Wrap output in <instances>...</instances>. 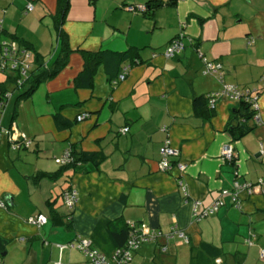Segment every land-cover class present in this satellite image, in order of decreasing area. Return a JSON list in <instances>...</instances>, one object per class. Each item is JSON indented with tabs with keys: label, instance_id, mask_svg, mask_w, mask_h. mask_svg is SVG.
I'll list each match as a JSON object with an SVG mask.
<instances>
[{
	"label": "crops",
	"instance_id": "0c3cea01",
	"mask_svg": "<svg viewBox=\"0 0 264 264\" xmlns=\"http://www.w3.org/2000/svg\"><path fill=\"white\" fill-rule=\"evenodd\" d=\"M255 2L69 0L62 40L52 17L57 0H0V42L16 40L29 50V72L34 55L48 67L66 58L54 77L25 98L18 96L27 88L29 72L21 84L7 81L16 73L0 72V264H92L69 243L86 237L106 254L111 241L104 222L119 220L162 234L176 225L187 237L161 235L143 243L132 264H194L198 258L204 264L199 254L204 243L221 251L212 264H264V194L240 191L237 203L230 194L221 196L233 191L234 181L264 177L258 147L264 136V84L259 83L264 73L255 78L264 67V32L248 27ZM29 3L32 9L26 11ZM179 35L182 51L166 58V45ZM246 37H255L249 46ZM128 50L136 55L118 57ZM84 51H105L92 85L76 82ZM200 55L222 66V82L217 74L203 73ZM126 66L125 78L113 86ZM222 83L258 92L260 122L238 139L229 132L238 102L220 96L214 108L208 100L204 107L194 106L195 97L220 91ZM83 112L89 117L76 121ZM13 123L27 146L12 147L15 140L2 131ZM166 136L187 165L184 173L175 165L158 169ZM229 144L233 162L222 157ZM70 148L96 156L61 171L54 159ZM69 189L76 192L71 210L62 199ZM220 197L223 204L214 214L193 219V200L209 205ZM52 211L61 219H52ZM37 214L47 218L41 226L28 222Z\"/></svg>",
	"mask_w": 264,
	"mask_h": 264
},
{
	"label": "built area",
	"instance_id": "2783aa9c",
	"mask_svg": "<svg viewBox=\"0 0 264 264\" xmlns=\"http://www.w3.org/2000/svg\"><path fill=\"white\" fill-rule=\"evenodd\" d=\"M128 10H133L134 6L127 5ZM144 5H138L137 9L145 10ZM32 9V4L26 5V11H30ZM182 35L172 39L168 45H166L163 55L166 58L173 57L174 55L180 53L184 47L181 41ZM247 39V44L250 45L253 43V38L249 37ZM0 72L11 71L16 73L19 77L16 79L17 84H21V77H26L27 72H29L31 67V54L28 49L21 47L16 40H3L0 42ZM201 57L203 63V73L212 75L217 74L220 82H222V66L219 63L208 61L204 57ZM127 66L122 69L119 75L112 80V85L115 86L118 82L122 81L127 74ZM261 81L264 83V76L261 77ZM220 96H226L230 100L239 102L243 100L247 102L250 106V109L253 111L252 121L257 123L260 122L259 117V106H258V92L254 89L249 88H240L233 84H225L222 83V88L220 91L211 93L206 95V99L208 100L209 106L214 108L217 99ZM3 106V103H0V108ZM89 117V113L83 112L78 114L75 117L76 121H82L83 119ZM127 128H123L122 132H125ZM162 131H167L166 126H162L160 128ZM2 131L9 136V139H12L14 143H12V147L18 148L21 144L27 146L29 144V140H25L22 135L16 130L14 123L12 126ZM22 139V140H21ZM259 154L264 157V136L258 141ZM179 150L173 148L170 144V140L168 136H166L162 145L159 148V161H158V169L162 172H166L170 170L174 165L179 169L181 173H184L187 165L181 163L178 160ZM222 157L224 160L233 162L235 158V152L233 147L229 145H225L222 149ZM55 162L59 165L67 164L72 161L70 149L66 150L63 155L56 157ZM183 193L187 195L186 188L181 184ZM240 191H245L247 194L254 193H263L264 194V177H259L255 182H243L239 183L234 181V189L229 192L227 190H223L221 192V196L230 194L232 201L237 203L238 201V193ZM63 204L66 208L71 210L76 202V192L72 189L65 190L62 192ZM223 204V201L220 198H217L209 205H203L202 202L198 199L192 201L191 205V215L195 221H199L209 215L214 214L219 206ZM4 203L0 201V207H3ZM67 218H70V214H68ZM47 221V218L43 214H37L28 219V222L41 226ZM129 225V235L125 242V244L112 251L109 255H106L99 250H97L93 245L90 239L86 237H78L74 242L69 243L70 247L77 249L80 251L92 264H132V258L134 252L139 248V246L143 243L153 241L158 236L163 235L166 240L178 236L179 238H184L187 241V237L185 232L178 229L176 225H173L170 230L162 234L159 231H154L146 227L137 226L134 223H128ZM165 250V247L162 249ZM260 258H264V251H260ZM56 264H61L60 262ZM236 264H244L243 262H237Z\"/></svg>",
	"mask_w": 264,
	"mask_h": 264
},
{
	"label": "trees",
	"instance_id": "16d2710c",
	"mask_svg": "<svg viewBox=\"0 0 264 264\" xmlns=\"http://www.w3.org/2000/svg\"><path fill=\"white\" fill-rule=\"evenodd\" d=\"M68 5H69V0H57L56 11L52 16L55 28L58 32V35L62 37V40L66 39L65 33L62 31V23L64 21L66 12L68 10ZM104 52L105 51H98V52L84 51L83 53L84 61H85L84 68L83 71L80 73V75H78V78L76 80L77 83H80L79 80L83 79L84 81H87V85H92V75L94 73L96 66L100 63V59ZM135 55L136 53H133L132 50H128L127 52H125V54L118 55V57L119 58H124L125 56L134 57ZM34 56H35L34 58L35 67L29 72V75L25 80V82L27 83V88H25V90L20 93V95L18 96L19 99L29 96L35 90V88L40 82L49 80L50 78L54 77L66 63V58L64 57L54 61L53 64L48 67L44 65V62H41L39 60L38 55H34ZM138 62L139 60L137 61V63ZM18 77L19 76L17 74L12 76L7 75V81L10 83H14ZM1 93L3 94L4 97L5 89H3ZM206 100H207L206 97H201V96L195 97L193 99L194 106L196 108L197 106L204 107ZM205 112H208L209 114L208 110H205ZM252 116H253V111L250 109L249 104L243 100H240L238 102V106L233 110V118L229 127V132L231 133L233 139L241 138L244 135L253 131L254 126L257 125V123L254 122L253 125L249 124V122L252 120ZM70 153H71L72 161L70 163L61 165L60 167L61 171L74 167L76 164L82 161L90 160L96 156L93 153H86V152L77 153L71 148H70ZM65 215L67 216V213ZM61 216L62 215L54 211L51 212V217L54 220H60ZM104 223L107 224L105 228L108 231V235L111 241L110 243L111 251L109 252L105 250L104 251L106 255H109L112 251L122 247L125 244L130 230H129V225L126 223H122L120 220L115 222L106 221ZM92 245L95 246L94 243ZM98 245L106 249L102 243H98ZM200 250H201L199 252L200 256L202 258H205V260H202L204 261V264H212L213 258L218 256L221 252L217 247L207 243L202 244ZM200 262H201L200 258H198L196 261H194V264H200Z\"/></svg>",
	"mask_w": 264,
	"mask_h": 264
},
{
	"label": "rangeland",
	"instance_id": "374dc122",
	"mask_svg": "<svg viewBox=\"0 0 264 264\" xmlns=\"http://www.w3.org/2000/svg\"><path fill=\"white\" fill-rule=\"evenodd\" d=\"M264 8V4H262L259 0H256L254 7H250L249 8V14L251 15V24H249L248 27H255V29L257 31H259V33H263L264 32V12L260 10H262ZM255 9V13L254 10ZM249 15V16H250ZM240 25V29L244 32V28L246 27V25L244 23H240L238 24V26ZM246 39H250L249 37H246ZM253 39H255V37H253ZM246 44H247V40H246ZM248 45V44H247ZM249 46V45H248ZM257 66V65H256ZM255 66V67H256ZM264 67H260L258 68V72L260 71V73H258V75L255 73V78L257 79L259 77V75H261L262 73H264ZM259 83H263L261 82V80L259 79ZM264 84V83H263ZM76 251H78L77 249H75ZM80 252V251H78ZM81 253V252H80ZM82 254V253H81ZM83 255V254H82ZM84 256V255H83ZM85 257V256H84ZM86 258V257H85ZM87 259V258H86ZM88 260V259H87Z\"/></svg>",
	"mask_w": 264,
	"mask_h": 264
}]
</instances>
